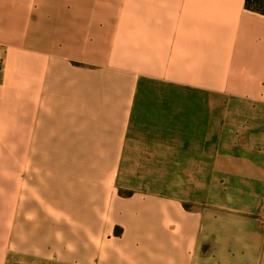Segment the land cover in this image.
<instances>
[{
    "label": "crops",
    "instance_id": "crops-1",
    "mask_svg": "<svg viewBox=\"0 0 264 264\" xmlns=\"http://www.w3.org/2000/svg\"><path fill=\"white\" fill-rule=\"evenodd\" d=\"M0 65V264H264L245 0H0ZM120 170L157 171L159 194L104 204Z\"/></svg>",
    "mask_w": 264,
    "mask_h": 264
},
{
    "label": "rangeland",
    "instance_id": "rangeland-1",
    "mask_svg": "<svg viewBox=\"0 0 264 264\" xmlns=\"http://www.w3.org/2000/svg\"><path fill=\"white\" fill-rule=\"evenodd\" d=\"M153 172L157 173V171H145V170H138V171H119V174L116 176H113L116 178L115 182L111 185L104 186V204L107 200L105 195L107 193H111L114 196H118L120 198H127L129 197L134 191H144L148 193V189H150V193L153 194H159L158 193V187L154 186H145L143 187V183L148 182L149 180H152L154 178ZM106 175H104L105 177ZM146 188V189H144ZM73 210V209H72ZM77 212L72 211V225H77L75 223L78 222V218L73 217L76 215ZM109 218L107 216H104L103 223L106 224L109 222ZM122 234V228L120 226H114L112 229V233L110 234H104V242L110 241L111 238L120 236ZM8 264H61L57 259H52L48 261H40L37 259L29 258V257H12L9 259ZM99 264V263H98Z\"/></svg>",
    "mask_w": 264,
    "mask_h": 264
},
{
    "label": "trees",
    "instance_id": "trees-1",
    "mask_svg": "<svg viewBox=\"0 0 264 264\" xmlns=\"http://www.w3.org/2000/svg\"><path fill=\"white\" fill-rule=\"evenodd\" d=\"M245 8L264 15V0H245Z\"/></svg>",
    "mask_w": 264,
    "mask_h": 264
},
{
    "label": "built area",
    "instance_id": "built-area-1",
    "mask_svg": "<svg viewBox=\"0 0 264 264\" xmlns=\"http://www.w3.org/2000/svg\"><path fill=\"white\" fill-rule=\"evenodd\" d=\"M0 69H1V65H0Z\"/></svg>",
    "mask_w": 264,
    "mask_h": 264
}]
</instances>
